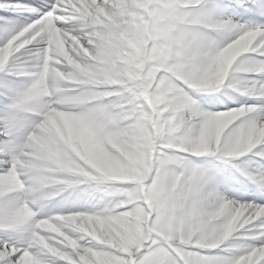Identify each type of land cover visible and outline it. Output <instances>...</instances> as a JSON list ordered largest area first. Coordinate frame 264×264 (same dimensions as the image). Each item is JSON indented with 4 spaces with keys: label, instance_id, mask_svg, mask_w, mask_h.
Here are the masks:
<instances>
[{
    "label": "snow or ice",
    "instance_id": "6c2138e0",
    "mask_svg": "<svg viewBox=\"0 0 264 264\" xmlns=\"http://www.w3.org/2000/svg\"><path fill=\"white\" fill-rule=\"evenodd\" d=\"M0 264H264V0H0Z\"/></svg>",
    "mask_w": 264,
    "mask_h": 264
}]
</instances>
